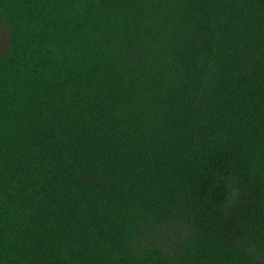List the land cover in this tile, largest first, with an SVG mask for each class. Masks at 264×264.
<instances>
[{"label": "trees", "instance_id": "1", "mask_svg": "<svg viewBox=\"0 0 264 264\" xmlns=\"http://www.w3.org/2000/svg\"><path fill=\"white\" fill-rule=\"evenodd\" d=\"M0 264H264V0H0Z\"/></svg>", "mask_w": 264, "mask_h": 264}]
</instances>
